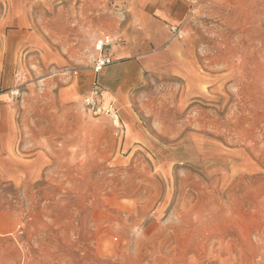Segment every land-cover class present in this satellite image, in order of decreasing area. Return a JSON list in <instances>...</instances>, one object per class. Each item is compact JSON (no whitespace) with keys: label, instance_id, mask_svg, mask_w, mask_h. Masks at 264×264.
<instances>
[{"label":"rangeland","instance_id":"rangeland-1","mask_svg":"<svg viewBox=\"0 0 264 264\" xmlns=\"http://www.w3.org/2000/svg\"><path fill=\"white\" fill-rule=\"evenodd\" d=\"M0 264H264V0H0Z\"/></svg>","mask_w":264,"mask_h":264},{"label":"built area","instance_id":"built-area-1","mask_svg":"<svg viewBox=\"0 0 264 264\" xmlns=\"http://www.w3.org/2000/svg\"><path fill=\"white\" fill-rule=\"evenodd\" d=\"M110 44L108 37L99 39L94 44V51L98 54V57L94 59L93 69L95 72H99L104 66L110 64V56L106 54V48ZM96 95L97 92L93 91L90 96L85 99V105L90 109L94 110L96 108ZM110 115L117 120L113 109L109 111Z\"/></svg>","mask_w":264,"mask_h":264},{"label":"bare ground","instance_id":"bare-ground-1","mask_svg":"<svg viewBox=\"0 0 264 264\" xmlns=\"http://www.w3.org/2000/svg\"><path fill=\"white\" fill-rule=\"evenodd\" d=\"M115 124H118L117 121L115 122Z\"/></svg>","mask_w":264,"mask_h":264},{"label":"crops","instance_id":"crops-1","mask_svg":"<svg viewBox=\"0 0 264 264\" xmlns=\"http://www.w3.org/2000/svg\"><path fill=\"white\" fill-rule=\"evenodd\" d=\"M96 55H97V54H96ZM97 57H98V55H97ZM97 57H96V58H97ZM104 68H105V67H104ZM102 69H103V68H102Z\"/></svg>","mask_w":264,"mask_h":264}]
</instances>
